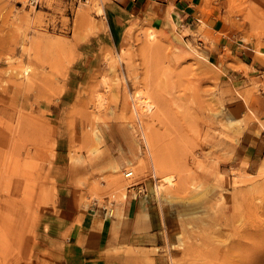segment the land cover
I'll return each mask as SVG.
<instances>
[{"label": "rangeland", "instance_id": "rangeland-1", "mask_svg": "<svg viewBox=\"0 0 264 264\" xmlns=\"http://www.w3.org/2000/svg\"><path fill=\"white\" fill-rule=\"evenodd\" d=\"M106 3L0 0V117L10 113L3 119L14 135L0 157V264H45L35 237L56 197L57 147L78 201L96 199L105 217L111 209L113 229L129 182L162 184L154 197L170 203V219L159 245L140 249L157 255L147 264H264V143L252 164V146L241 143L244 130L264 123L260 84L226 79L199 44L203 23L182 32L130 19L107 44ZM150 27L181 38L185 57L175 47L176 56L146 50ZM141 92L151 95L149 111Z\"/></svg>", "mask_w": 264, "mask_h": 264}, {"label": "crops", "instance_id": "crops-1", "mask_svg": "<svg viewBox=\"0 0 264 264\" xmlns=\"http://www.w3.org/2000/svg\"><path fill=\"white\" fill-rule=\"evenodd\" d=\"M240 5L243 8H238ZM105 15L109 45L130 19L174 25L182 32L203 23L205 41L199 40V44L222 66L223 75L232 85L260 84L257 96L262 103L255 108L264 112V0H107ZM260 120L264 122V114ZM241 137L246 148L252 146L247 158L251 164L256 163L259 144L264 143V123L250 126ZM64 155V149L57 147L56 197L39 221L35 237L38 260L45 264H109L118 257L128 264L155 261L157 255L140 249L159 245L170 219V203L164 199L158 202L153 187H148L145 179H137L127 189L123 220L113 229L98 201L89 205L78 201L79 192L65 169H58ZM141 188L143 193L135 197L131 194ZM110 247L124 251L115 256L107 252ZM127 248L139 250L128 252Z\"/></svg>", "mask_w": 264, "mask_h": 264}, {"label": "bare ground", "instance_id": "bare-ground-1", "mask_svg": "<svg viewBox=\"0 0 264 264\" xmlns=\"http://www.w3.org/2000/svg\"><path fill=\"white\" fill-rule=\"evenodd\" d=\"M257 7V6H256ZM250 9V8H249ZM255 9V8H254ZM258 11H259V9H258V7L256 8ZM253 10V9H252ZM100 11H103L102 10V8L100 9ZM249 11V10H248ZM251 12V11H250ZM255 12V11H254ZM253 12V13H254ZM254 14H256V13H254ZM251 15V14H250ZM253 16V15H252ZM148 29V28H147ZM145 35H146V38H147V40H148V42L146 43V44H144V48L146 49V50H151L152 52L153 51H155V53H159V55L160 54H171L172 56H176L177 54L180 56H182V57H185L184 55L185 54H183V52H182V46H183V43L184 42H182V40H181V38H179L178 36L177 37H170L169 35H167V34H163V33H161V32H156V29H154V28H152L151 29V27H150V30L148 29V30H146L145 32ZM187 45V44H186ZM172 47H175V50H177V51H181V53H177V51H174L173 50V48ZM161 48V49H160ZM157 49V50H156ZM184 50H185V47H184ZM186 52V51H185ZM177 53V54H176ZM188 54V53H187ZM186 54V55H187ZM191 56V55H190ZM179 60V59H178ZM27 69H29L28 67H27ZM28 71V70H27ZM26 71L24 70V73H25ZM27 73V72H26ZM26 75V74H25ZM28 75V74H27ZM136 91H139V90H136ZM142 91V90H141ZM140 92V91H139ZM137 93V92H136ZM148 93V92H147ZM147 93L145 94V92H141V93H139L138 94V96L139 95H141L140 96V102H141V104H143L144 106H145V108L149 111V110H151L152 109V101H151V99H150V96L151 95H147ZM132 98V97H131ZM137 99V101H139L138 100V98H136ZM132 100H134V99H132ZM127 101V100H126ZM139 102V103H140ZM132 104H134V107H135V101H133V103ZM130 106V105H129ZM143 108V107H142ZM136 109V108H135ZM146 109H145V111H146ZM140 110H142L141 108H140ZM144 110V109H143ZM137 111H139V110H137ZM144 111V112H145ZM148 111H147V113H148ZM140 112H142L143 113V111H140ZM9 113V112H8ZM5 110H2L1 111V114L3 115L2 117H0V157L2 156V157H4V158H6L7 157V155H9L10 154V151H12L11 150V148H10V140L11 139H13V133L9 130V127H8V124L5 122V120L3 119V117L5 118L6 116H7V114H8ZM138 113V112H137ZM10 114V113H9ZM140 114V113H139ZM140 116V115H139ZM138 116V117H139ZM5 119H7V118H5ZM140 120V119H139ZM141 120H143V119H141ZM232 120H234V119H232ZM11 121V120H10ZM235 121V120H234ZM141 122V121H140ZM142 123V122H141ZM261 124V123H260ZM139 125V124H138ZM146 128V127H145ZM143 133H145L144 131H142ZM148 133V132H147ZM144 138H145V143H146V146H147V149H148V151H149V154H150V156L151 155H153V153H155L156 152V147H155V145H154V142H153V139H152V137H146L145 135H144ZM153 160V159H152ZM160 161V160H159ZM158 161V162H159ZM153 162V161H152ZM156 164V163H155ZM157 165H158V163H157ZM162 166V165H161ZM164 182H167V183H169L170 185H172L173 184V179H174V176L173 175H171V174H169V175H164L162 178H161ZM162 184H156L155 185V193H156V195H160L161 194V192H162ZM125 196V195H124ZM107 214V216H112L113 215V213H112V210L111 209H109L108 210V212L106 213ZM223 214V213H222ZM246 232V231H245ZM258 232V231H257ZM257 232H256V234H257ZM249 234V233H248ZM236 239V238H235ZM238 240V239H237ZM235 241V240H234ZM236 243V242H235ZM239 245V244H238ZM242 245V244H241ZM234 247H236L235 245H234ZM239 247V246H238ZM238 252V251H237ZM252 258V257H251ZM253 261V260H252Z\"/></svg>", "mask_w": 264, "mask_h": 264}, {"label": "built area", "instance_id": "built-area-1", "mask_svg": "<svg viewBox=\"0 0 264 264\" xmlns=\"http://www.w3.org/2000/svg\"><path fill=\"white\" fill-rule=\"evenodd\" d=\"M41 1L42 0H27V5L29 6H37V5H40V3H41ZM124 176L125 177H127V178H130V177H132L133 176V170L132 169H129V170H125L124 171ZM155 183L153 184V192H155ZM132 186H134V182L133 181H131V182H129L128 183V185H127V189L128 188H130V187H132ZM145 190H144V188H141V189H138L137 191H135L134 193L132 192L131 194L135 197V196H137V194L138 193H143ZM97 200L96 199H94V202H96Z\"/></svg>", "mask_w": 264, "mask_h": 264}]
</instances>
